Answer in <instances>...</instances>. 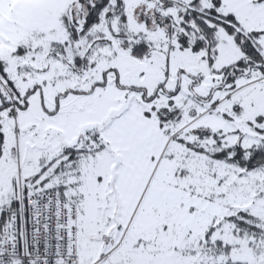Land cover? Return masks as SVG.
<instances>
[{"label":"snow or ice","instance_id":"6c2138e0","mask_svg":"<svg viewBox=\"0 0 264 264\" xmlns=\"http://www.w3.org/2000/svg\"><path fill=\"white\" fill-rule=\"evenodd\" d=\"M0 264H264V0H0Z\"/></svg>","mask_w":264,"mask_h":264}]
</instances>
